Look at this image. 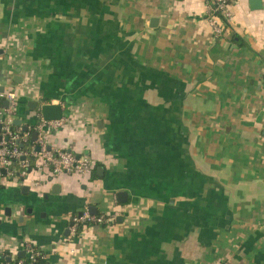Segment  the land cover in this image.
I'll use <instances>...</instances> for the list:
<instances>
[{
  "label": "crops",
  "instance_id": "crops-1",
  "mask_svg": "<svg viewBox=\"0 0 264 264\" xmlns=\"http://www.w3.org/2000/svg\"><path fill=\"white\" fill-rule=\"evenodd\" d=\"M230 10L217 37L207 0H0L15 120L61 106L50 143L96 162L2 177V259L32 243L49 264H264V0ZM91 207L108 222L74 236Z\"/></svg>",
  "mask_w": 264,
  "mask_h": 264
},
{
  "label": "built area",
  "instance_id": "built-area-1",
  "mask_svg": "<svg viewBox=\"0 0 264 264\" xmlns=\"http://www.w3.org/2000/svg\"><path fill=\"white\" fill-rule=\"evenodd\" d=\"M234 0H207L208 19L213 26L217 37L224 34L226 26L233 19L230 6ZM8 101L9 106L5 107L4 102ZM18 108V95L12 89L0 93V169L6 171V175L0 180L19 181L22 184L30 179V174L43 173L52 179H57L63 175H77L83 179H88L96 168V162L91 157L76 156L72 151L50 143V137L57 133L64 125L65 119L60 121H47L42 114L38 115V120L33 127H29L28 132H23L22 128L14 126L15 113ZM17 128V129H15ZM37 132L38 139L34 149L23 151L18 146L20 143L28 142L30 134ZM39 149V150H38ZM25 158V160H22ZM34 161V166L32 161ZM18 164V169H14ZM33 167V168H32ZM34 186H39L38 179H32ZM70 232L78 235L79 225L93 223L104 225L108 222L105 215L93 216L89 210L72 218ZM86 227V226H85ZM25 256L33 264L38 258L47 260L46 254L36 245L28 243L25 245ZM11 264H27L23 258H11Z\"/></svg>",
  "mask_w": 264,
  "mask_h": 264
},
{
  "label": "water",
  "instance_id": "water-1",
  "mask_svg": "<svg viewBox=\"0 0 264 264\" xmlns=\"http://www.w3.org/2000/svg\"><path fill=\"white\" fill-rule=\"evenodd\" d=\"M250 6H251V9L253 11L261 10L262 9V0H250ZM156 23H158V20L157 19H152L150 27H155ZM3 92H4V87H1L0 93H3ZM33 104H34V108L33 109L34 110H40L43 118L45 120H47V121H60L65 116L63 108L61 106H59V105L45 104V105L39 107L38 103H33ZM4 106L8 107L9 106V102L5 101L4 102ZM14 126L22 128L23 132H28L29 131V127L26 126V125H23L22 121H20L18 119L14 121ZM1 128H2V126L0 125V131H1ZM32 138H33L34 141H36L38 139V133L34 132ZM22 160H25V158H23ZM98 171L99 172L103 171V168H99ZM2 173H3V175H6V171L5 170H3ZM58 187H59V185L55 186L54 193H56V189H58ZM24 190L25 191L26 190L29 191V188L28 187H24ZM118 197H119V201L121 203H124V202H126L127 194L126 193H120ZM89 211H90L91 215H93V216L98 215L97 208H95V207H91L89 209ZM66 234H69V231H67ZM18 257L19 258H24L25 257V252L20 253ZM8 260L10 261V259H8Z\"/></svg>",
  "mask_w": 264,
  "mask_h": 264
},
{
  "label": "trees",
  "instance_id": "trees-1",
  "mask_svg": "<svg viewBox=\"0 0 264 264\" xmlns=\"http://www.w3.org/2000/svg\"><path fill=\"white\" fill-rule=\"evenodd\" d=\"M15 129H17V128H15ZM32 136H33V133L30 134V138H29L28 142H26V143H20L18 147H19L21 150H23V151H31L32 149H34L35 142H34ZM31 161H32V165L34 166V161H33V160H31ZM32 168H33V167H32ZM14 169H18V164L15 165ZM1 176H2V170L0 169V177H1ZM80 214H81V213H77V214H75L73 217H76V216H78V215H80ZM98 216H101V214H99ZM85 224H86V225H79V228H78V235L82 233L83 228H84L85 226H92V225H93V223H87V222H86ZM5 256H6V257H9L8 255H5ZM10 258H11V257H10ZM23 259L25 260V262H26L27 264H31V263L28 261V259H27L26 256H25ZM0 263L11 264V262H7L5 259H2L1 257H0ZM33 264H49V262H48L47 260H45V259L38 258L37 261H36L35 263H33Z\"/></svg>",
  "mask_w": 264,
  "mask_h": 264
}]
</instances>
